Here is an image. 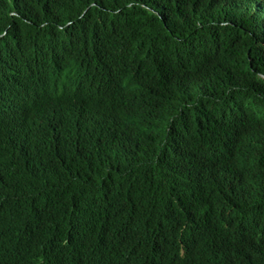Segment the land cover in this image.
I'll use <instances>...</instances> for the list:
<instances>
[{
	"label": "trees",
	"instance_id": "trees-1",
	"mask_svg": "<svg viewBox=\"0 0 264 264\" xmlns=\"http://www.w3.org/2000/svg\"><path fill=\"white\" fill-rule=\"evenodd\" d=\"M8 70L0 264H264V0H0Z\"/></svg>",
	"mask_w": 264,
	"mask_h": 264
},
{
	"label": "clouds",
	"instance_id": "clouds-1",
	"mask_svg": "<svg viewBox=\"0 0 264 264\" xmlns=\"http://www.w3.org/2000/svg\"><path fill=\"white\" fill-rule=\"evenodd\" d=\"M8 71L0 77V96L7 101L4 112L6 110L22 108L17 92V72L14 70ZM4 264H28V262L17 253H10L5 256Z\"/></svg>",
	"mask_w": 264,
	"mask_h": 264
},
{
	"label": "bare ground",
	"instance_id": "bare-ground-1",
	"mask_svg": "<svg viewBox=\"0 0 264 264\" xmlns=\"http://www.w3.org/2000/svg\"><path fill=\"white\" fill-rule=\"evenodd\" d=\"M94 100V99H93ZM96 107V106H95ZM99 108V107H98ZM100 109V108H99ZM11 197H13V196H11ZM21 197V196H20ZM107 261H108V259H107Z\"/></svg>",
	"mask_w": 264,
	"mask_h": 264
}]
</instances>
